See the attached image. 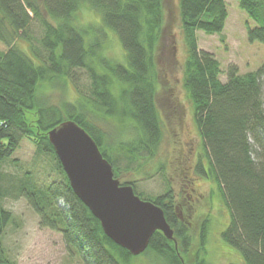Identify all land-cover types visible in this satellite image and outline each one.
I'll list each match as a JSON object with an SVG mask.
<instances>
[{"label": "trees", "instance_id": "16d2710c", "mask_svg": "<svg viewBox=\"0 0 264 264\" xmlns=\"http://www.w3.org/2000/svg\"><path fill=\"white\" fill-rule=\"evenodd\" d=\"M238 2L257 24L254 28L247 25L248 40L264 44V0ZM84 6L100 14L105 29L118 35L126 64L102 55L101 32L94 30L92 41H87L89 32L75 23ZM179 9L187 51L183 83L203 138L202 157L208 162L205 168L200 157L194 171L218 186L231 210L223 240L240 251L244 264H264V64L244 74L232 65L223 82L221 63L212 53L199 49L198 32L222 34L229 18L228 3L179 0ZM164 21L163 0H0V42L7 47L0 50V167L24 139L38 153L52 156L63 180L40 189L25 185L21 192L41 217V226L61 230L66 243L79 250L84 264H133L147 255L158 264H209L205 258L208 220L200 228L199 252L190 258L192 235L180 216L173 188L169 185L163 194L147 198L134 181H120L123 172H132L131 166L153 159L163 140L157 94ZM18 41L28 44L31 56L40 64L18 47ZM77 70L88 74L90 93L79 94L74 104L51 103L42 88H51L56 82L73 83ZM68 120L93 137L122 185H132L141 199L163 210L174 240L157 231L148 249L133 256L105 235L100 221L72 190L49 140V132ZM112 120L126 121L134 137L127 141L109 138L100 123ZM122 161H127L126 168L120 166ZM1 176L0 172V180ZM41 193L56 212L39 205L37 194ZM60 201L63 207L58 206ZM11 220V212L0 204V264H15L2 241Z\"/></svg>", "mask_w": 264, "mask_h": 264}, {"label": "rangeland", "instance_id": "374dc122", "mask_svg": "<svg viewBox=\"0 0 264 264\" xmlns=\"http://www.w3.org/2000/svg\"><path fill=\"white\" fill-rule=\"evenodd\" d=\"M226 2L229 18L224 32L215 35L198 32L199 49L212 53L220 61L223 82H227V71L232 65L237 66L239 72L244 74L256 71L264 64V44L250 42L247 35V25L254 28L257 24L240 9L238 0ZM163 6L165 21L158 52L161 83L157 94L164 126L163 140L153 159L134 164L131 166L132 172H123L120 181H134L138 192L147 198L163 194L169 185L173 188L180 216L188 224L192 235L190 258L195 251L199 252L200 228L208 220L205 247L207 262L244 264L240 251L222 238V233L231 223V210L226 206L218 186L194 171L199 158L204 155V142L183 83V65L187 51L179 0H163ZM75 23L89 32V43L94 30L101 32L104 42L102 55L111 62L126 64V52L118 35L105 29L100 14L84 6L76 15ZM37 27L38 25L35 28ZM17 45L31 56L28 44L18 41ZM36 45L38 46L37 43ZM0 50H7L2 42ZM31 58L36 64H40L33 56ZM73 83L56 82L51 86L52 89L45 86L42 90L53 104H74L79 94L90 93L91 80L85 70H77ZM117 92L115 90L116 94ZM126 126V121L100 123V127L114 141H127L134 137L133 130ZM202 162L207 168V160L202 157ZM120 166L126 168L127 161H122ZM0 172V204L12 214V220L2 233L8 258L15 264H84L79 250L66 243L61 230L41 226V217L25 197V192H21V187L25 185L31 187L35 184L40 189L54 180H63L52 156L38 153L36 147L28 139H24L12 158L2 163ZM37 196L40 206L44 205L50 213L56 212V208L43 193ZM58 206L63 207L64 202L60 201ZM60 228H64V224H60ZM133 264L158 262L152 255H147Z\"/></svg>", "mask_w": 264, "mask_h": 264}, {"label": "water", "instance_id": "95a60500", "mask_svg": "<svg viewBox=\"0 0 264 264\" xmlns=\"http://www.w3.org/2000/svg\"><path fill=\"white\" fill-rule=\"evenodd\" d=\"M49 140L76 196L100 221L105 235L133 256L143 254L160 231L174 240L163 210L143 200L132 185L115 178L113 166L93 137L68 120L49 132Z\"/></svg>", "mask_w": 264, "mask_h": 264}]
</instances>
